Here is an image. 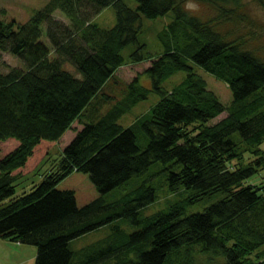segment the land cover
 <instances>
[{"label": "trees", "instance_id": "trees-1", "mask_svg": "<svg viewBox=\"0 0 264 264\" xmlns=\"http://www.w3.org/2000/svg\"><path fill=\"white\" fill-rule=\"evenodd\" d=\"M136 1L137 9L124 0H51L17 30L0 19V61L8 52L24 63L0 72V237L37 246L35 264H264V181L247 182L264 170V53L227 26L249 17L240 0ZM189 2L219 14L202 19ZM231 2L236 8L222 5ZM111 5L116 24L101 28L93 18ZM57 10L68 24L54 18ZM169 13L172 21L158 34L162 52H146L143 16ZM43 24L50 46L41 40ZM143 61H150L152 89L136 76L128 84L116 76L121 66ZM191 61L228 85L230 105ZM178 71L185 79L166 89ZM151 92L160 100L131 126L121 125ZM69 130L75 136L56 168L16 196V180L38 168ZM155 162L165 164L171 191L191 192L187 203L214 201L198 213L186 214L180 201L140 217L156 199L149 183L107 201ZM75 171L88 173L99 192L83 207L74 191L57 188ZM120 218L140 228L116 226L89 248L71 250V240Z\"/></svg>", "mask_w": 264, "mask_h": 264}, {"label": "rangeland", "instance_id": "rangeland-1", "mask_svg": "<svg viewBox=\"0 0 264 264\" xmlns=\"http://www.w3.org/2000/svg\"><path fill=\"white\" fill-rule=\"evenodd\" d=\"M51 0H0V19L6 23L15 22V29L18 26L27 24L37 12L42 10ZM124 2L132 9H137L136 0H124ZM242 3L243 13L248 15L249 20L241 21L238 24H227L228 28H234L236 34L242 35L245 38H251L250 44L252 48H261L264 53V0H240ZM234 2L224 4L223 6L228 8H236ZM189 10L202 19H212L219 14L218 8L206 3L189 2L187 4ZM54 18L68 24V19L63 12L57 10L54 13ZM173 19V14L169 13L164 17L159 18H147L143 16V29L139 35L140 42L147 45V51L151 54H160L163 50L161 42L158 38L159 32H162L168 23ZM94 22L101 28L110 29L116 24V12L115 8L111 5L103 9L99 14L94 16ZM48 28L46 24L42 25V37L41 40L50 46L48 34ZM252 33L255 36L251 35ZM135 48L134 45L127 47L123 54L126 59L129 58L130 53ZM195 71L200 74L208 84V88L215 92L220 100L225 105H230L233 100L232 91L228 85L213 76L211 73L203 69L202 67L190 62ZM150 66V61H143L138 64H126L121 66L116 72V76L124 83H131L136 77L139 78V84L146 88L152 89V81L146 69ZM24 68V63L16 56L9 54L8 52L2 53V60L0 61V72H6L9 68ZM68 69L75 71L70 65ZM187 73L185 71H178L173 76L166 79L163 86L166 89H172L185 79ZM160 96L154 92H151L147 99L140 101L129 112L124 114L119 123L124 127H129L133 124L138 117L148 112L158 101ZM228 116L227 111L216 117L212 124L224 119ZM75 129L82 128V124L76 121L74 124ZM75 133L73 130L67 131L62 138L54 144L49 156L30 173L20 177L14 183L16 196L24 192H28L35 185L39 184L42 177L56 168V165L60 162L63 150L66 145L73 139ZM264 149V143L262 144ZM249 153V152H247ZM168 170L165 169V164L162 162L153 163L146 173L134 176L125 185L120 186L109 192L106 196L107 201L112 202L118 199L126 189L135 188L142 183H149L156 190V199L154 202L144 207L140 212V217H148L167 209L172 204L185 201L186 214L202 212L213 201L206 200L199 203H187V199L190 197L191 192L181 188L178 191H171L167 181ZM264 170L261 173H257L250 177L247 182L249 184L258 185L264 181ZM57 188L61 191H74L76 195L77 204L79 207H83L90 202L94 201L99 196V192L93 182L91 181L88 173L73 172L64 180H62ZM187 203V204H186ZM118 226L126 233H133L140 227L131 224L125 218H120L118 221L111 224H106L98 229L85 233L70 241V248L74 252L89 248L92 244L107 238L113 233L114 228ZM38 247L30 244H23L20 242H14L9 239L0 237V264H35Z\"/></svg>", "mask_w": 264, "mask_h": 264}]
</instances>
